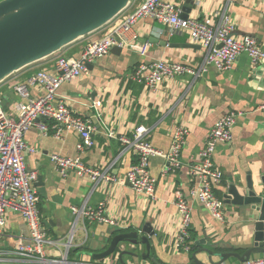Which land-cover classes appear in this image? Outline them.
<instances>
[{"label": "crops", "instance_id": "crops-1", "mask_svg": "<svg viewBox=\"0 0 264 264\" xmlns=\"http://www.w3.org/2000/svg\"><path fill=\"white\" fill-rule=\"evenodd\" d=\"M143 0H131L129 5L98 30L65 46L58 52L14 72L0 83V104L8 115L16 114V103L21 100L14 86L25 83L39 70L54 72L59 57H77L87 44L100 38L106 31L121 22ZM175 4L180 12L189 8L188 18H197L209 25L219 23L225 13L234 29L231 36L241 39L254 37L264 50V0H164ZM135 42L148 44L145 55L131 46L110 49L103 57L89 63L87 71L77 78L64 82L58 89L59 98L69 108L94 125V145L81 153L83 162L92 167L106 169L116 177H123L136 160L134 153L117 138L130 137L136 126L148 129L150 143L166 152L171 143L175 126L188 130L185 145L180 154L181 167L162 175L165 159L153 156L149 161L150 173L156 177L155 199L137 194L128 185L100 180L93 183L88 177L73 170L61 175L50 160L51 154L75 156L79 135L75 130H63L59 138L52 134V121L47 120L49 131L44 135L31 127L24 140L35 151L23 152L25 170L41 176L45 196H40L39 217L49 240V256L60 258L72 233L68 264H120L114 257L97 261L91 253L104 246L110 238L108 231H141L144 224L152 226L150 258L143 261L139 256L134 264H184L191 253L200 248L222 252L243 253L251 243V231L233 212L231 205L224 204L223 219H215L200 203L189 198V189L196 183L189 174L191 164L199 160L210 129L228 112L239 113L232 127V138L217 145L214 164L221 171L220 184L215 186L216 196L222 200L231 180H244L246 175L257 178L264 173V60L253 65L245 53L239 54L230 69L219 71L210 66L196 78L188 75L166 78L155 87H149L129 75L141 62L155 60L177 62L198 67L205 49L188 35H168L165 24L150 18L138 19L133 26ZM171 44H188L174 47ZM30 95L44 93L38 85L29 87ZM113 132L115 137H110ZM37 180V178H36ZM35 180V181H36ZM37 190V187H36ZM177 191L187 197L191 207L189 238L185 245L177 244L181 217L174 203ZM105 203V214L117 224L97 223L85 218L72 226L71 206L96 207ZM116 233V232H115ZM28 234L21 214L7 209L5 224L0 235V264H37L15 253L18 236ZM204 240V243L195 242ZM139 254L145 247L138 248ZM217 261L218 257H213ZM250 258H264L252 254ZM124 264H133L128 256ZM234 257L223 264H240Z\"/></svg>", "mask_w": 264, "mask_h": 264}, {"label": "built area", "instance_id": "built-area-1", "mask_svg": "<svg viewBox=\"0 0 264 264\" xmlns=\"http://www.w3.org/2000/svg\"><path fill=\"white\" fill-rule=\"evenodd\" d=\"M121 13V12H120ZM150 18L163 23L168 28V35H188L194 42L205 49L202 63L191 67L177 62L162 59L150 63L141 62L129 75V79L155 87L166 78L188 75L196 78L210 66L219 71L231 68L236 57L245 53L253 65L264 60V50L254 37L245 36L235 39L231 36L234 25L230 18L222 13L218 24L212 26L197 18L180 16L179 8L164 0H143L129 12L124 19L106 31L100 38L85 46L77 57H59L54 72L39 70L30 76L25 83L14 86L21 100L16 103V114L8 115L0 104V235L5 224V212L12 209L21 214L28 234L18 236L15 253L37 264H68V253L71 246L72 233L64 243L65 250L60 258L47 255L46 246L56 245L49 240L41 225L39 217L40 196L34 186L37 178L35 172H27L24 166L23 152H33L35 148L28 146L24 140L31 127L38 128L42 134H48L47 120L52 121V134L59 138L63 130H75L79 135L75 156L51 154L50 160L56 170L64 175L73 170L80 176L88 177L93 183L108 181L119 185L130 186L135 193L155 199L156 177L150 173L149 161L153 156H162L165 165L162 175L173 172L181 167L180 154L186 142L188 130L175 126L170 147L166 152L155 148L147 138L148 129L144 125L135 127L128 137L119 135L117 138L123 148L130 149L136 160L130 165L123 177H116L106 169L86 165L81 153L94 145V125L90 120L75 114L65 100L59 98L58 89L64 82H69L85 73L88 64L106 55L113 46L134 47L140 55H145L148 44L135 42L133 26L138 19ZM38 85L44 93L38 97L30 95L29 87ZM239 113L228 112L220 117L210 129L203 147L199 151L197 163L188 166L189 174L196 183L189 189V198L200 203L215 219H223L224 204L214 188L220 184L221 171L214 164V153L217 145L226 143L232 138V127ZM110 137H115L109 132ZM181 217L177 244L183 246L189 238L191 207L183 192L177 191L174 201ZM72 226L79 219L91 222L117 223L105 214V203L99 202L96 207L82 205L71 206ZM240 264H264V258H249Z\"/></svg>", "mask_w": 264, "mask_h": 264}, {"label": "water", "instance_id": "water-1", "mask_svg": "<svg viewBox=\"0 0 264 264\" xmlns=\"http://www.w3.org/2000/svg\"><path fill=\"white\" fill-rule=\"evenodd\" d=\"M193 0H186L192 3ZM131 0H0V83L23 67L42 60L65 46L103 27ZM189 8H183L180 16L187 18ZM184 47L188 44H171ZM113 46L111 49H119ZM89 65V64H88ZM37 192L45 196L41 176L34 182ZM222 202L231 205L233 212L245 222L251 231V245L243 253L222 252L200 248L191 253L184 264H223L234 257L242 262L259 253L264 257V173L257 178L248 174L244 180H231ZM110 238L103 241L99 251L91 253L97 261L114 257L124 264L123 257L134 261L140 256L143 261L150 258L152 226L144 224L141 231H108ZM116 232V233H115ZM204 243V240L195 242ZM145 247L139 254L138 248ZM213 257H218L217 261Z\"/></svg>", "mask_w": 264, "mask_h": 264}, {"label": "trees", "instance_id": "trees-1", "mask_svg": "<svg viewBox=\"0 0 264 264\" xmlns=\"http://www.w3.org/2000/svg\"><path fill=\"white\" fill-rule=\"evenodd\" d=\"M69 253H70V251H69Z\"/></svg>", "mask_w": 264, "mask_h": 264}]
</instances>
